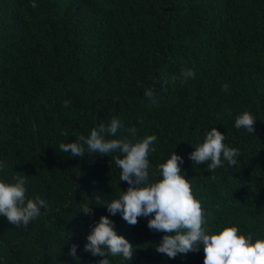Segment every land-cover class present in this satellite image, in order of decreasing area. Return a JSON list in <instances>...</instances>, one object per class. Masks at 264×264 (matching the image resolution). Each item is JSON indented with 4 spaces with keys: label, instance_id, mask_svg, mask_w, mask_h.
I'll list each match as a JSON object with an SVG mask.
<instances>
[{
    "label": "trees",
    "instance_id": "obj_1",
    "mask_svg": "<svg viewBox=\"0 0 264 264\" xmlns=\"http://www.w3.org/2000/svg\"><path fill=\"white\" fill-rule=\"evenodd\" d=\"M188 68L195 76L184 79ZM245 110L257 117L251 134L235 127ZM112 117L122 122L115 138H132L131 128L137 139L156 135L151 179L174 150L184 157L209 230L235 224L264 237V0H0V178L24 177L26 196L48 205L27 225L0 215L3 264L102 259L84 244L110 215L96 203L128 187L113 160L120 153L74 157L59 143ZM213 126L239 149L236 165L209 170L188 157ZM111 218L136 249L127 264H203L202 248L174 259L157 252L162 233L146 218Z\"/></svg>",
    "mask_w": 264,
    "mask_h": 264
},
{
    "label": "clouds",
    "instance_id": "obj_2",
    "mask_svg": "<svg viewBox=\"0 0 264 264\" xmlns=\"http://www.w3.org/2000/svg\"><path fill=\"white\" fill-rule=\"evenodd\" d=\"M181 75L184 79L195 76L188 68ZM226 87V86H225ZM146 96L152 97L153 90L145 89ZM70 102L64 101L65 106ZM257 117L245 110L235 118V127L243 128L249 134L255 131ZM122 122L112 117L106 124L101 121L90 130L88 135H78L70 142H60L59 149L70 153V156L85 157L86 153L100 155L119 152L113 157L119 167V181L128 184L126 190L103 203L110 215L101 214L99 219L90 226L86 235L84 250L92 255L101 256L98 264H111L109 253L120 256L124 262L130 261L136 249L123 234L117 232L115 222L111 218L117 213L131 225L138 223V218L147 219V227L162 233L155 244L157 252L175 258L180 254L198 251L202 248L203 264H264V237L254 238L251 233H244L235 224H223L216 230H209L205 225L203 209L200 201L194 197L191 184L181 169L184 157L175 150L156 168L158 179L150 178L149 153L155 151L153 142L155 134L135 137V128L129 129L132 138L127 136L115 138ZM192 144V143H191ZM193 150L188 157L195 163H203L209 170L221 165H236L239 149L225 143V133L213 126L205 130L202 142L192 144ZM6 167L0 160V171ZM26 179L22 176L13 177L12 181L0 178V215L6 216L11 224L27 225L47 208L45 199L37 196H26ZM97 196L95 200H102ZM85 214L93 212L92 204L81 208ZM78 245L73 243L69 253L75 257ZM0 264L3 258L0 257Z\"/></svg>",
    "mask_w": 264,
    "mask_h": 264
}]
</instances>
